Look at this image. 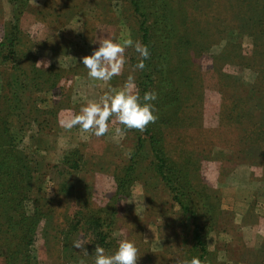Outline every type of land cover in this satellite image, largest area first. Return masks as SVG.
Segmentation results:
<instances>
[{
  "label": "rangeland",
  "instance_id": "374dc122",
  "mask_svg": "<svg viewBox=\"0 0 264 264\" xmlns=\"http://www.w3.org/2000/svg\"><path fill=\"white\" fill-rule=\"evenodd\" d=\"M23 1L20 9V0H0V43L9 31L19 40L11 60L3 57L9 46L0 45V144L9 143L29 162L25 213L38 208L47 215L29 247L34 264L93 261L82 232L71 237L84 243L73 247L81 260L65 257L69 247H62V231L78 218L77 210L87 212L91 189L93 210L117 206L111 225L105 220L104 226L112 244H136L137 264H183L195 226L210 264H264V40L254 47L249 31L260 36L264 30V0L173 1L182 7L176 20L180 38L210 31L192 59L184 56L187 63L180 64L195 74L186 80L191 93L182 84L187 70L179 80L170 70L177 99L174 117L166 119L173 126L164 132V145L176 163V173L168 174L173 186L156 171L149 146L138 143V130L125 129L115 117L101 137L58 123L87 101L121 90L129 75L137 91L141 70L134 67L133 48L125 50L121 74L107 83L89 79L81 63L100 39L140 41L129 0ZM188 156L195 158L193 165ZM133 160L139 162L113 201L116 180ZM186 194L196 202L193 215L174 197Z\"/></svg>",
  "mask_w": 264,
  "mask_h": 264
},
{
  "label": "trees",
  "instance_id": "16d2710c",
  "mask_svg": "<svg viewBox=\"0 0 264 264\" xmlns=\"http://www.w3.org/2000/svg\"><path fill=\"white\" fill-rule=\"evenodd\" d=\"M173 1L129 0L138 21L140 41L147 45L150 51V57L145 60V67L140 72L136 90L141 96H143L145 91L152 90H155L158 94L157 100L153 102L156 105L158 119L155 123H150L143 131L138 130V143L144 142L149 146L156 161L154 165L156 171L158 174L164 175L163 178L167 179L165 181L170 186H173L171 184L173 180L168 178V174L172 172L174 175L176 173V163L169 160V156L165 152L164 132L166 134V129L168 128V131H170V127L173 126L170 124L171 121L168 120V124H170L168 127L166 119L174 117V107L177 99L172 85L175 82V77L172 78L170 70L175 72L178 80L180 72L187 70V76L183 74L182 84L189 88V92L191 93V83L186 80L190 79L194 73H190L188 69L182 67L180 64L187 63L185 57L189 61L190 58L192 59L190 54L200 46L199 43L202 37L207 36L210 32L209 30H198L193 35L188 33V37L185 39L180 38L176 20L182 12V7L178 9L179 5H173ZM18 3L20 9L22 6H25L23 0H20ZM198 18L200 17L198 16ZM261 25H264V20H262ZM249 31L251 33L250 36L253 38V46L257 48L262 46L264 35L261 32L264 30L259 32L260 36H257L258 32L254 28L252 30L249 29ZM15 33L16 31L7 32L4 42L0 43L2 46H9L3 56L5 61L11 60L14 53L17 52L16 47L19 45V40H15ZM5 137L9 139L7 134ZM193 161L195 162V158L189 157V163ZM138 162V160H133L126 169L127 176L124 175L116 180L117 186L113 201L120 194L119 191L122 192L124 190L128 176L132 175L130 171L134 168V163L138 164ZM190 165L193 164L190 163ZM30 174L31 169L26 156L11 147L9 143L3 141L0 144V222H3V233L5 234L3 240L5 246H2L4 247V252H1L4 264H34L33 259H35V256H32L29 247L34 243L36 231L40 225L39 222L45 219L47 215L44 212L40 214L38 208H33L31 214L25 213L23 203L28 198L29 189L27 188V184L29 180L27 179L30 178ZM91 190L89 193L90 200H88L86 208L87 212H81L83 207L77 210L75 213L78 215V218L66 230L62 231V247L64 250L69 247L67 253L65 251V257L74 261H79L82 257H76L75 249L73 246H70L72 244L71 237L74 236L75 238V235H78L80 232L87 236L89 246H92L90 249L92 255L87 254V256L89 255L94 258L96 245L102 246L106 253L113 252L117 247L116 243L112 244V239L107 234L109 232L104 226L105 220H108V226L111 225L110 221L116 215L117 206L111 203L100 210H93L91 205L93 202ZM174 197L175 199H179L178 202L183 209L187 210V213L193 215L196 212V202H193V197H188L187 194L180 198ZM207 197L204 195L202 199L204 200V205L205 203L206 205L208 204L209 209ZM208 209L206 210L209 211ZM101 212H104V216L102 217L99 215ZM190 243L192 245L188 250L189 259L197 257L200 259L201 264H210L208 258L210 253L206 249L201 228L197 226L193 228ZM83 262L84 264H92V261L89 262L88 259H84Z\"/></svg>",
  "mask_w": 264,
  "mask_h": 264
},
{
  "label": "clouds",
  "instance_id": "9594fccd",
  "mask_svg": "<svg viewBox=\"0 0 264 264\" xmlns=\"http://www.w3.org/2000/svg\"><path fill=\"white\" fill-rule=\"evenodd\" d=\"M99 46L90 55L81 58V63L87 69L89 79L107 83L113 77L119 76L127 62L126 48H133L137 54L135 69L143 70L145 60L150 57L147 45L134 41L130 36L125 38H103ZM134 78L128 76L121 90L110 89L99 97L98 101H87L77 114H69L58 121L65 130L78 127L84 133L96 137L104 136L109 131L110 117H115L119 125L125 129L143 131L150 123L158 119L156 105L158 94L155 90L145 91L143 96L133 88ZM119 130V129H118ZM84 243L74 240L72 246L83 248ZM139 249L129 239L119 240L116 249L106 253L105 249L96 245L92 264H137ZM87 254V253H86ZM81 264H84L81 261ZM183 264H201L197 257L183 261Z\"/></svg>",
  "mask_w": 264,
  "mask_h": 264
}]
</instances>
